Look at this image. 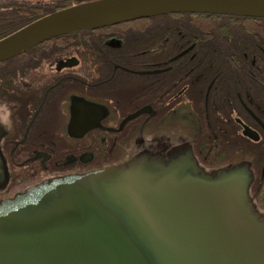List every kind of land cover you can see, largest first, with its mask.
<instances>
[{"label":"flooded vegetation","instance_id":"1","mask_svg":"<svg viewBox=\"0 0 264 264\" xmlns=\"http://www.w3.org/2000/svg\"><path fill=\"white\" fill-rule=\"evenodd\" d=\"M64 1L0 0V24L23 26L36 7ZM133 29L96 30L62 48L52 44L1 61L0 145L8 177L0 198L51 176L190 143L208 170L249 158L252 197L264 214V92L242 75L234 92L193 42L177 53L150 52L142 37L133 45ZM11 72L13 83L6 81Z\"/></svg>","mask_w":264,"mask_h":264},{"label":"water","instance_id":"2","mask_svg":"<svg viewBox=\"0 0 264 264\" xmlns=\"http://www.w3.org/2000/svg\"><path fill=\"white\" fill-rule=\"evenodd\" d=\"M172 12L264 17V0H82L0 37V61L61 34ZM7 177L0 145V189ZM254 178L249 158L208 170L190 143L45 178L0 198V264H264Z\"/></svg>","mask_w":264,"mask_h":264},{"label":"trees","instance_id":"3","mask_svg":"<svg viewBox=\"0 0 264 264\" xmlns=\"http://www.w3.org/2000/svg\"><path fill=\"white\" fill-rule=\"evenodd\" d=\"M78 1L81 0L64 1L63 5L48 9L38 6L31 11L33 15L29 20ZM122 25L134 27L131 32V34L134 33L131 35L130 43H134L133 45L138 43L135 40L136 37L147 38L148 48L153 49L150 51L153 53H177L182 51L187 43L193 42L197 56L205 59L204 63H207L208 69L214 72L222 71L220 75L228 76L230 80L228 85L234 89V92L238 84V75H242L251 83L254 81L264 92V77L258 76L260 71L264 70V17L260 16L212 12H172L141 17L95 30L61 34L39 43L26 52L43 53L46 52V48L43 47L52 44L62 48L71 43L70 40L86 37L93 31ZM18 26L21 27L20 23L15 25L0 24V37L19 28ZM137 31H144V33L140 34ZM52 51L55 52L56 50ZM11 59L15 60V57L6 60L10 62ZM0 63L2 62L0 61ZM6 75V81L13 83L15 74L11 72V74ZM239 88L242 89L247 100H252L246 87L242 88L241 86Z\"/></svg>","mask_w":264,"mask_h":264},{"label":"rangeland","instance_id":"4","mask_svg":"<svg viewBox=\"0 0 264 264\" xmlns=\"http://www.w3.org/2000/svg\"><path fill=\"white\" fill-rule=\"evenodd\" d=\"M235 114V113H234ZM245 157H247V156H245Z\"/></svg>","mask_w":264,"mask_h":264}]
</instances>
